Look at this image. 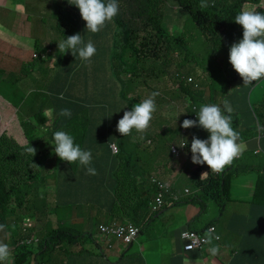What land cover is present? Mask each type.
Returning <instances> with one entry per match:
<instances>
[{
    "label": "trees",
    "instance_id": "obj_1",
    "mask_svg": "<svg viewBox=\"0 0 264 264\" xmlns=\"http://www.w3.org/2000/svg\"><path fill=\"white\" fill-rule=\"evenodd\" d=\"M169 2L132 0L127 4V0H118V14L99 32L92 33L86 30V21L77 6L69 0H58L57 7H67L68 3L74 6L73 12H69L68 28L58 29L63 31L61 41L76 34H80L85 43L91 41L96 53L90 63L76 59L71 50L60 53L59 44L56 47L50 43L40 55H34V59L44 65L46 62L55 64L50 70L47 68L49 73L46 77L42 72H34L33 63L29 66L28 59L13 74L10 85L0 84L3 98L20 108L22 130L26 140L27 137L30 139L25 146L16 148L12 145L13 141L4 135L0 137V225L4 226L0 230V242L9 245L13 264H71L76 260L74 257L86 252L94 253L96 248L103 256L93 231L74 228L70 231L66 228L77 223L87 227L83 217L86 220L93 217L96 231L101 222L107 225L130 222L140 227V235L151 237V233L157 231H171V226L181 216L180 209L175 210L177 206L194 205L200 206V213L182 233L188 231L207 236L205 231H197L195 225L201 223L202 216L209 212L208 206H224V182L229 185L231 175L224 174L230 170L228 165L223 171L215 173L207 164L192 162L193 137L201 140L210 138V133L198 124L195 112L201 105H216L217 100L230 104L235 112L230 114L232 127L239 133L240 139L250 140L260 136L261 152L254 156L256 166L253 170L258 173L264 171V100L252 106L250 98L248 103V94L264 78L244 85L237 72L228 75L227 72L210 71L211 57L202 51L201 43L193 42L194 46H191L185 34L170 35L165 28L163 21ZM174 2L193 21L207 46L214 53H225L227 61L218 60L221 67L232 70L230 48L243 39V27L235 23V16L245 5H259L260 0H205V8L200 7L202 0ZM256 11L264 13V7L259 6ZM104 49L105 53L100 55ZM197 61L202 65H197ZM198 69H201L199 76L209 77L208 83L199 82L194 77ZM220 76L228 82L222 94L218 93L216 86ZM233 85L236 88L231 92ZM25 87L26 90L23 89ZM21 91L24 95L19 94ZM153 92L159 95L155 97L156 111L149 128L143 133L133 129L127 136L119 133L117 125L124 113L131 111L134 105ZM241 93H246L242 104H235L234 97ZM51 106L57 112L55 121L49 126V132L41 137L36 129L41 121L47 122L42 108ZM219 106L228 115L224 104ZM165 107H169V112L164 113ZM62 109H70L71 117L61 116ZM185 119L196 120L197 126L184 128ZM155 127L160 131L163 127L166 129L157 134ZM56 131H65L73 136L74 143L92 152L91 166L96 169V175H86L79 162L63 161L54 153L53 133ZM165 132L173 137L171 148L182 142L188 143L182 148L179 158H175L171 151V156L166 157L164 151L168 142ZM40 144L46 146L42 152ZM112 144L117 145V154L112 153ZM31 146L36 151L28 153L26 149ZM41 154L44 160L40 159ZM162 155L166 159L163 168L169 166L172 160L174 163L184 160L183 165L187 162V167L182 168L171 191L164 192L167 199L164 198V202L167 203L152 212L151 207L156 205L158 183L166 185V178L170 175L168 171L160 173L161 167L156 169L157 175L152 173L153 168L160 164L157 158ZM240 162L239 157L230 165ZM43 164H46V169H39ZM42 174L46 179L42 178ZM202 174L206 177L202 178ZM259 179L264 182V175ZM182 184L189 192H179ZM73 187L78 190H72ZM173 193L179 195V202L171 205L175 201L173 197L169 198ZM74 194L80 196L79 201L73 200ZM39 206L46 208L40 210ZM65 211L68 215H62ZM102 211L106 214L101 215ZM154 216L164 218L152 222ZM27 222L34 225L29 226ZM55 226L49 235V228ZM26 242L33 245L28 247ZM21 244L24 246L19 247ZM92 244L94 246L89 247ZM78 246L81 249L75 250ZM28 248L31 250L28 251ZM113 250L106 248L104 251Z\"/></svg>",
    "mask_w": 264,
    "mask_h": 264
},
{
    "label": "crops",
    "instance_id": "obj_2",
    "mask_svg": "<svg viewBox=\"0 0 264 264\" xmlns=\"http://www.w3.org/2000/svg\"><path fill=\"white\" fill-rule=\"evenodd\" d=\"M38 6V1L0 0V19H2L0 22V64L9 69L10 77L15 74L17 69H21L29 59L31 31L27 33V29L31 28V15L38 12ZM246 6L249 8V4ZM255 6L256 9L259 6L264 7V0H260V4ZM73 7L68 3L69 12H73ZM11 15H15L18 20L16 22L10 20ZM57 44L56 47H58ZM225 61H227L226 56H224ZM49 66L53 68L55 64L51 62ZM235 88L236 85L230 87L231 92ZM75 94L78 97L76 90ZM245 95L246 93H241L234 97L235 104L241 105ZM251 97L256 104L264 100V81L258 83L248 94V103H250ZM0 100L3 102L2 109L5 108L9 112L16 111L22 130L19 119L20 108L12 105L2 96H0ZM222 104L224 102L217 100L216 105ZM42 109L45 111L47 122L41 121L40 125L42 128L48 129L55 121L57 112L52 106ZM232 114H235L234 110ZM8 119L9 117L5 118L3 115L4 126ZM259 138L260 136H257L250 140L243 138L238 141L243 145L240 155L241 162L236 165L229 164L227 168L230 170H226L224 173L231 175L229 185L224 182L226 185V189H223L226 193L222 201L224 206H208L209 212L202 216L201 223L195 225V229L199 232L205 231L209 226H214V234L219 237L218 240H212L211 244L207 243L208 246L202 247L200 251L184 252L181 233L189 227L191 220L199 215L200 211L196 210L200 206L199 208L178 206L175 210L180 209L181 216L174 226H171V231L164 233L157 231L151 233V237L148 234H139L135 242L128 248H123L120 244L122 242L114 239L115 248L113 251H104L102 256L96 248L90 258L83 259L88 260L91 264H264V182L259 179L264 175V171L252 173L256 166L254 156L261 152ZM19 141L20 146L27 144L24 133ZM235 168L237 171H234ZM204 176L206 177V174H202V178ZM173 185L175 186L171 182V188ZM182 191L179 190L180 193ZM186 191L189 192L188 188L184 189V192ZM45 208L46 206H39L40 210ZM100 214L105 215L106 212L102 211ZM93 221V217L90 216L89 224ZM32 224L34 225V223ZM85 224L88 225V222H84ZM97 246L101 250L100 245ZM212 246H219V251L215 256L209 251ZM72 264H79V259L76 258Z\"/></svg>",
    "mask_w": 264,
    "mask_h": 264
},
{
    "label": "clouds",
    "instance_id": "obj_3",
    "mask_svg": "<svg viewBox=\"0 0 264 264\" xmlns=\"http://www.w3.org/2000/svg\"><path fill=\"white\" fill-rule=\"evenodd\" d=\"M69 2L79 8L83 20L86 21V30L92 33L99 32L106 22L113 20L119 11L118 0H107V2L105 0H69ZM200 7H207L205 0H202ZM234 21L242 25L243 39L231 46L230 63L242 77L243 84L249 85L264 78V13L258 12L254 8L249 9L245 5L235 16ZM69 50L76 59L79 58L89 63L91 57L96 53L94 44L91 41L85 43L80 34L59 41L60 53L65 54ZM157 95L159 93L153 92L148 98L134 105L131 111H126L118 122V132L123 136L130 135L133 129L138 133L145 132L156 111L155 97ZM224 108L228 115L224 114L220 106L215 104L201 105L198 112H195L198 116L199 126L210 133V138L201 140L193 137L191 142L192 162L200 165L207 164L215 173L223 171L234 159L239 158L243 151L242 143H238L239 133L232 127L230 114L233 109L227 101L224 102ZM60 115L70 118L72 113L70 109H62ZM182 126L192 128L197 126V121L185 119ZM187 144L179 146L183 148ZM53 145L54 153L61 160L69 163L79 162L86 175L97 174L96 169L91 166L92 152L84 150L79 144L74 143V138L70 134L65 131L54 132ZM26 151L32 153L36 150L31 146ZM3 227L0 225V230ZM210 227L205 230L208 244H211L212 238L219 239L218 236H215V231L214 233H211L212 230L208 232ZM101 246L102 252H104L103 245ZM187 247L190 249L191 245ZM209 251L215 256L219 251V246H212ZM10 257L9 245L0 242V264H7Z\"/></svg>",
    "mask_w": 264,
    "mask_h": 264
},
{
    "label": "rangeland",
    "instance_id": "obj_4",
    "mask_svg": "<svg viewBox=\"0 0 264 264\" xmlns=\"http://www.w3.org/2000/svg\"><path fill=\"white\" fill-rule=\"evenodd\" d=\"M30 1L31 2L38 1L39 2V6H38L39 10L37 13H34L31 15V21H30L31 28L27 29V33H29L31 31V41H30L31 50H30L29 64L28 65L31 66L33 63L32 67L34 68L33 69L34 72H36V73L42 72L43 76L46 77L47 74L49 73L48 69L50 70L51 67L49 66L48 62H46V64L44 65L41 61L35 60L34 55H36V56L40 55L42 53L43 49H45V47L47 45H49L50 43H53L54 45H56L57 43H59V41H61V38H62L61 34L63 31H58V29L59 30H66L68 28V24H67L66 20H68V18H70L69 11H68V8L66 6L64 8H62L61 6L57 7L56 3L58 2V0H30ZM65 1H68V0H65ZM131 1L132 0H127V4H129ZM249 8H251V9L254 8L256 10L255 5L249 4ZM10 20L16 22L18 20V18L15 15H11ZM1 21H2V19H0V22ZM163 22H164L165 28L167 29V31L169 32L170 35H171V33H174V36H180V34H185L186 40H187V42H189V44L191 46H194L193 42H198V44L201 43L203 45L202 51H204V53L206 55L211 57V60H210L211 70L210 71H212L213 73L227 72L228 75L234 74L236 72L234 67L232 70H227L225 68L223 69L221 67L218 60L222 61L224 59L225 53L224 52L214 53V51L209 46H207V44L205 43L201 33L196 29L193 21L189 18V16L185 12L181 11L180 9H178L176 7L174 0H170L169 4L166 6L165 18H164ZM39 24L41 25L40 27L38 26ZM3 30H5V27H3ZM102 49H103V47H102ZM105 51H106V49H104V52H102V50H101V53H99V54L103 55L105 53ZM42 61H45V60H42ZM100 65L104 66L103 63H101ZM197 65L201 66L202 63L197 61ZM67 67H65V68H67ZM200 70L201 69H198L196 71V73L194 74V77H196L199 82L202 81V82L208 83L207 79H209V77L207 75H205L204 77H203V75L199 76ZM183 71L186 72V69H183ZM9 72L10 71L8 68H4L0 64V84L3 85L4 83H8L10 85V80L13 79V77L9 76ZM30 72L31 71L29 70L28 73H30ZM216 86H217L218 93L222 94L224 89L228 86V82H227L226 78L223 76H220L219 79L217 80ZM23 89L26 90V87ZM19 94L24 95V92L21 91ZM0 96H2V90H0ZM251 103H252V106L257 105L255 103L254 99H252V97H251ZM2 104H3V102H1V100H0V137L2 135H4V137L13 141L12 142L13 147L18 148V147H20L19 139L22 138L24 131L21 130V127H20V124L18 122V118L16 115V111L11 110L12 112H9V110H7L5 108L2 109L1 108ZM121 105H125V103L121 102ZM169 107L168 108L165 107L164 113H166V111L169 112ZM3 115L5 118L9 117L5 126L3 125ZM19 117H20V115H19ZM9 123H10V126L8 127ZM165 129H166V127H163L162 131H160L159 128L155 127L154 131L157 132V134H160V132H163ZM25 132H27V131L25 130ZM36 132H37V134L41 135V137H43L46 135L47 132H49V129L42 128L40 123H39V128L36 129ZM164 137H165V139L169 145V146L167 145V149L164 151L166 154V157H168V156H171L170 151L172 152V148H171L170 144H171V139L173 137L171 136V133H167V132H165ZM122 139H125V138H122ZM174 139L176 141L177 137ZM29 140L30 139L27 137L28 143H29ZM32 141H34V140H32ZM43 148H46V146L40 144L39 149L41 150V152L43 151ZM143 153H147V152H143ZM40 156H41L40 159L44 160V155L41 154ZM157 160L160 162V164L156 165L153 168L152 173L154 175H157L156 169H158L159 167H161L160 173L165 172V171L170 172V175L166 178V181H167L166 186H168L170 191H171V187H170L171 182H173V183L175 182L174 180L177 178V176L180 173V171L182 170V168L187 167L185 165L187 162L183 165L184 160H181V161L179 160V163H174L172 160L171 164L169 166H166V168H163L166 164L165 156L162 155L161 157H158ZM185 160H186V158H185ZM40 168L46 169V164L39 166V169ZM252 173H258V172L252 171ZM42 178L46 179L44 174H42ZM203 178H205V176ZM184 182L186 184H188V180L185 178H184ZM179 187L181 190L185 189L184 184L180 185ZM72 190H78V188L73 187ZM185 193H187V191ZM72 197L74 198L73 199L74 201L80 200V198H79L80 196L78 194H74ZM172 197L175 199V201L173 203H171V205L179 202V199H178L179 195H175L173 193L170 195L169 198H172ZM164 203L166 204L167 202H164ZM184 205L185 204H183L181 206H184ZM188 206H194V205H188ZM123 207L124 206H121V208H123ZM196 207L199 208V206H196ZM70 209L71 208H67L66 210H70ZM198 210L200 211V208L197 209L196 211H198ZM83 212H85V210H83ZM73 213H76V212H73ZM0 215H2L1 212H0ZM4 215H6V214H4ZM17 215H19V214H17ZM62 215H68V214L65 211V213H63ZM158 217L154 216L152 222H156L158 220H161V218L162 219L164 218V217H161V218H158ZM85 218L86 217H83L85 223L88 222V225L85 224V226H87V227H83L79 223H77L76 225L71 224L72 227L71 226L68 227V225H67L66 228L69 229L70 231H72L73 228H74V230L75 229H77V230L85 229V231H90V232L93 231V233H95L97 235V233L99 232V227L102 225V223H99L98 230L96 231L94 224L93 223L89 224V219L86 220ZM51 219L56 220L55 217H51ZM57 219H58V216H57ZM71 219H74V218H71ZM27 223H29L28 225L31 226V224L33 222H27ZM55 228H56V226L53 227V229L49 228V235L52 234L51 230L54 231ZM181 235H182V233H181ZM23 244H21L19 247H23L24 246ZM25 244L28 247H31L33 245V243H31V242H26ZM92 246H94V245L93 244L89 245V247H92ZM64 249H67V248L64 247ZM80 249H81L80 246L75 248V250H80ZM105 249L106 248L104 247V250ZM30 250H31V248H28V251H30ZM90 255H93V253L86 252L81 256L74 257V259L78 258L79 264H91L88 260L83 259V258H87V256H90ZM66 262H68V260H66ZM73 262L74 261H72L71 264ZM7 264H13V261L10 259V261L7 262Z\"/></svg>",
    "mask_w": 264,
    "mask_h": 264
},
{
    "label": "built area",
    "instance_id": "obj_5",
    "mask_svg": "<svg viewBox=\"0 0 264 264\" xmlns=\"http://www.w3.org/2000/svg\"><path fill=\"white\" fill-rule=\"evenodd\" d=\"M189 82H191V80ZM182 144H185V142H182ZM111 149L113 154L118 153V147L116 144H112ZM181 152L182 147L172 146V153L175 155V157H179ZM158 186L159 190L155 196L156 205L151 207V210L154 212L161 209L162 205L164 204V200L166 199L164 192L169 190L168 186L160 182L158 183ZM209 230H212L211 233H214L215 231L214 227L212 226L208 229V232ZM139 233L140 228L130 222L125 223L124 225H118L117 223L107 225L102 223V225L99 227V232L97 233L96 237L100 245H103V250L104 247L108 249L115 248V244L112 242L114 239L121 241L122 243L120 244L123 246V248H128L135 242L139 236ZM181 239L183 241V251L187 253L200 250L208 243L207 236H200L194 232L188 231L182 233ZM188 245H191L190 249L187 247Z\"/></svg>",
    "mask_w": 264,
    "mask_h": 264
}]
</instances>
